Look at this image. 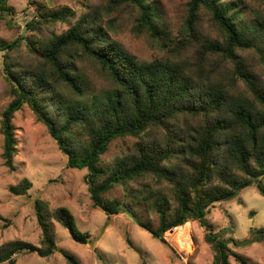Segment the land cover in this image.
Segmentation results:
<instances>
[{
	"label": "trees",
	"instance_id": "1",
	"mask_svg": "<svg viewBox=\"0 0 264 264\" xmlns=\"http://www.w3.org/2000/svg\"><path fill=\"white\" fill-rule=\"evenodd\" d=\"M187 14L174 35L161 22L149 0H107L89 5L66 31L44 36V27L66 21L68 8L41 11L27 29L39 37L27 42L33 59L19 52L22 35L0 43V72L11 88V101L1 118L4 163L15 169V114L28 106L45 124L70 168L87 169L86 183L95 206L108 215L127 212L138 225L165 240V233L190 221L208 232L215 264H252L235 246L264 241V226L251 228L238 241L213 230L211 207L237 198L256 185L264 196V24H243L240 5L225 0H189ZM0 20L14 9L0 0ZM129 21L155 50L141 59L110 37L103 14ZM207 18L211 31L203 29ZM212 33H216L215 35ZM99 64L113 87L90 101L77 62ZM25 60L23 63L22 61ZM136 139L130 151L105 166L102 156L117 138ZM33 187L28 178L10 186L16 195ZM157 216V224L142 220L125 200L108 196L115 188ZM42 229L40 245L25 240L0 244V263L16 264V254L51 256L57 249L51 220L62 224L78 243L91 242L68 207L50 211L36 200ZM151 220V219H150ZM68 264H81L64 252Z\"/></svg>",
	"mask_w": 264,
	"mask_h": 264
},
{
	"label": "rangeland",
	"instance_id": "2",
	"mask_svg": "<svg viewBox=\"0 0 264 264\" xmlns=\"http://www.w3.org/2000/svg\"><path fill=\"white\" fill-rule=\"evenodd\" d=\"M157 7L161 22L174 35L187 14L189 0H149ZM240 5L243 24H264V0H225ZM107 0H8L14 11L0 20V43H8L18 36L25 37L20 54L33 59L27 42L39 37L27 29L31 20L37 21L41 11L68 8L72 13L66 21H58L44 27V36L66 31L87 10L89 5L103 6ZM2 11L0 10V14ZM104 24L109 28L110 37L122 47L141 59H151L155 50L145 35L136 34L133 25L126 20L115 21L114 14H103ZM203 29L211 31L207 18L202 21ZM216 34V33H212ZM25 60L22 61V63ZM3 53L0 52V66ZM87 87V99L113 87L111 78L93 60L77 62ZM260 72L263 74L264 69ZM11 88L0 72V244L10 240H25L40 245L42 229L36 214V200L46 202L50 211L68 207L76 218L79 228L91 235V242H76L70 232L55 219L51 220V231L57 244L56 251L48 257L37 252L22 251L16 254V264H68L64 252L74 254L81 264H215V250L206 239L208 230L197 221L187 222L188 235L184 238L182 226L165 233V242L138 225L127 212L108 215L94 205L86 183L87 169L70 168L67 156L59 149L45 124L40 122L33 111L24 106L15 114L16 153L15 169L4 163V135L1 132V118L11 101ZM136 139L117 138L110 143L102 156V164H112L117 156L130 151ZM24 178L32 181L33 187L25 195L10 191L11 185ZM264 180V179H263ZM108 196L125 200L136 208L137 215L152 225L157 216L141 202L133 201L121 187L115 188ZM213 230L226 239L241 241L250 236L251 228L264 226V196L256 185L243 189L237 198L214 204L208 215ZM151 219V220H150ZM232 249L244 255L252 264H264V241L249 246H235ZM0 264H8L1 262ZM231 264H240L231 257Z\"/></svg>",
	"mask_w": 264,
	"mask_h": 264
},
{
	"label": "bare ground",
	"instance_id": "3",
	"mask_svg": "<svg viewBox=\"0 0 264 264\" xmlns=\"http://www.w3.org/2000/svg\"><path fill=\"white\" fill-rule=\"evenodd\" d=\"M182 228L184 229V233L182 234V237H184V238H188V237H186L187 235H188V227H187V224H184L183 226H182Z\"/></svg>",
	"mask_w": 264,
	"mask_h": 264
}]
</instances>
